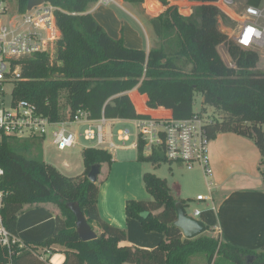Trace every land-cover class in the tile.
<instances>
[{"label":"trees","instance_id":"16d2710c","mask_svg":"<svg viewBox=\"0 0 264 264\" xmlns=\"http://www.w3.org/2000/svg\"><path fill=\"white\" fill-rule=\"evenodd\" d=\"M17 1L20 11L25 12L30 0ZM45 1L60 9L56 16L61 37L53 55H36L24 62L13 92L16 100L34 103L52 122L68 121L79 110L86 111L92 120H132L148 116L137 112L129 96L137 89L148 97L149 109L164 108L175 119L186 120L195 114V97L200 94L202 111L211 107L219 116L205 126L209 140L234 133L253 141L264 157V72L258 70L259 53L241 49L219 29L217 0H199L191 16L160 0L162 11L156 18L161 40L149 52L129 48L124 37L109 35L90 13L97 0ZM143 1L125 0L134 4ZM260 2L249 0L253 5ZM147 3L149 9L161 10L153 0ZM221 45L227 47L234 67L222 60L218 52ZM17 141L3 137L0 142V165L5 170L0 183L5 194L1 211L4 226L17 236L19 218L28 210L47 206L54 210L56 228L44 241L15 247L14 264H50V255L58 250L65 253L62 264H264V248L242 249L207 234L185 239L174 225L176 205L181 203L184 208L183 202L166 180L151 173L144 174V185L152 200L128 201L127 219L139 220L146 233L164 234L165 240L153 249L123 246L127 231L101 218L100 184L88 179L92 166L111 167L114 160L108 150L85 148L84 173L67 177L51 165L22 156ZM37 142L26 144L31 147ZM143 148L141 144L138 149L140 161L154 166L167 162L144 156ZM261 165L264 175L263 162ZM70 203L79 204L97 233L96 240L80 239ZM41 254L46 261L39 258ZM9 259L0 244V264Z\"/></svg>","mask_w":264,"mask_h":264},{"label":"built area","instance_id":"2783aa9c","mask_svg":"<svg viewBox=\"0 0 264 264\" xmlns=\"http://www.w3.org/2000/svg\"><path fill=\"white\" fill-rule=\"evenodd\" d=\"M115 0H97L90 13L100 7H108ZM214 5L224 11L234 22L235 29L230 39L241 49L260 52L264 50V0L260 4H242L239 0H217ZM162 8V5H161ZM60 9L44 0L31 10L14 15L12 10L0 0V142L3 137L24 140L26 143L45 139L49 128L54 145L64 151L78 146V139L95 141L99 147L108 146L112 150H138L143 144V154L165 159L168 163L181 164L188 170L200 168L213 186V170L209 159V138L205 126L211 124L204 113H195L186 120H177L172 112L137 119H107L101 117L92 120L84 110L77 111L72 119L65 122H52L49 117L39 112L38 107L24 99L16 100L11 95L7 100V87L20 80L24 62L36 55H53L56 44L61 37L56 13ZM234 67L233 63L229 65ZM166 110V109H165ZM130 125L134 135L127 128L113 131L115 126ZM70 126L83 127L81 132H73ZM130 146H117L118 142H129ZM5 170L0 165V183ZM210 189V190H211ZM4 192L0 190V244L8 251L9 262L13 263L14 248L23 247L17 236L6 229L1 214ZM211 196H198L196 201H211ZM201 211L196 210L194 217Z\"/></svg>","mask_w":264,"mask_h":264},{"label":"rangeland","instance_id":"374dc122","mask_svg":"<svg viewBox=\"0 0 264 264\" xmlns=\"http://www.w3.org/2000/svg\"><path fill=\"white\" fill-rule=\"evenodd\" d=\"M5 4L12 10L14 15H17L20 12L18 1L17 0H4ZM156 2L159 7L161 6L160 0H153ZM170 5H175L179 7L180 10L183 11L186 15L194 14L196 7L198 6L199 0H167ZM242 4L248 2V0H239ZM161 10L155 12L148 8L147 0H144L142 4H134L125 2V0H115V3L108 7H100L95 12L92 13L93 18L101 25L110 36L120 39L124 37L125 45L129 48L136 46V49L146 50L148 43L151 42L154 44L155 41L161 40V26L159 21L157 20V16L161 13ZM192 12V13H190ZM219 29L228 35L230 38L231 34L235 29V22L227 15L224 11L220 10L219 14ZM119 22L121 27L124 28V31H116L114 30V24ZM133 35L137 39V43L133 44L128 42L127 35ZM129 39V38H128ZM218 52L226 65H230L232 59L230 58L227 47L225 45H221L218 47ZM259 53V63L258 70L264 72V50L258 52ZM14 92V86L10 85L7 87V100L10 99L11 95ZM203 96L197 94L195 97L194 103V111L195 113H204L206 114L207 119H217L214 110L211 107H205L206 112L202 111L203 105ZM62 104L65 103L64 99L61 101ZM137 109H140V103H134ZM127 128L134 135V129L130 125L124 126H115L113 128L114 133L120 129ZM56 127H51L48 130V133L45 139H39V141L34 145L29 147L24 140H18V153L27 159L36 160L41 163H45L47 165H51L57 168L63 175L67 177H77L84 173V163H83V150L85 148H93L97 146L95 141H86L83 137L78 139V146L66 149L64 151H60L57 149V146L54 145V137L52 132L56 130ZM70 130L73 132H81L83 127L72 126ZM264 131V125H263ZM224 137L232 136L237 137L240 141H243L238 147H242L245 149H251L254 147L255 143L248 138L241 137L234 133H225ZM239 137V138H238ZM233 140V139H232ZM134 136L131 137L129 142L121 143L118 142L116 138H114V142L117 146H130L134 143ZM222 143L227 140H221ZM233 143L237 144V140H233ZM214 140H210L209 142V159L210 166L213 171V185H216V171L215 166L219 163L214 158L213 153V145ZM216 143H219L216 142ZM246 143V144H243ZM255 148L258 149V147ZM108 150L113 156V163L111 167L107 165L103 167L102 172L99 176V199L98 204L101 206L102 212L109 215V212H122L123 218L126 220V204L128 201H141V200H152L151 194L147 191L144 185V174L151 173L155 174L161 179L166 180L167 184L171 188H175V186H179L180 194H176L177 198L183 202L185 212L188 216L194 217V212L196 210L204 213L207 209V204L211 205V202L204 201L198 202L196 201L197 197L202 196H211L210 183L204 172L200 168H196L195 170H188L184 166H179L178 164H170L168 162H163L157 166H154L149 161H140L138 159V150L136 149H128V150H112L108 146H103V148ZM224 151V149H222ZM257 153V152H256ZM255 153V155H256ZM261 160L264 166V157L259 153ZM68 164V167L66 166ZM262 166V165H261ZM231 167L227 166L226 173L224 177L228 176V171ZM233 170V169H232ZM225 171V169H224ZM173 190V189H172ZM175 190V189H174ZM213 196H215V192H213ZM109 203L111 204L109 206ZM104 204V205H103ZM218 204V203H217ZM104 206L108 207V210L105 211ZM110 216V215H109ZM101 218L105 220L102 216ZM200 220V217H195ZM139 226L142 233H138L137 230L132 233V237L134 240L142 239L139 234H147L143 228L141 227V223L137 219L130 218ZM112 224V223H110ZM116 227H121L119 225H114ZM125 226V225H124ZM126 227V226H125ZM124 227V228H125ZM209 228L205 234L208 236L219 237L214 234L213 228L207 225ZM127 228V227H126ZM128 232V230H127ZM156 233V232H155ZM160 234L161 240L158 242V245L165 240V235ZM129 237V234H128ZM134 241L133 243H135ZM157 245V246H158Z\"/></svg>","mask_w":264,"mask_h":264},{"label":"crops","instance_id":"0c3cea01","mask_svg":"<svg viewBox=\"0 0 264 264\" xmlns=\"http://www.w3.org/2000/svg\"><path fill=\"white\" fill-rule=\"evenodd\" d=\"M114 30L124 31V28L121 27L119 22H116ZM126 38L129 44L130 42L133 44L137 43V39L133 35L128 34ZM159 42L155 41L154 44L149 42L147 52L155 48ZM135 47L133 46L132 48L136 49ZM129 96L133 104L140 103V109L135 107L139 114L156 116L164 112L171 113V111L164 108L157 110L149 109L147 107L148 97L139 94L137 89L131 91ZM224 136V134L218 135L214 140L215 145H213L214 158L219 165L215 166L216 185H213L212 189L210 187L212 200L209 202H211V205L207 204L206 211L204 213L201 212L198 217H200V221L213 228V235L219 236L221 241L238 248L257 251L264 248V175L262 171L263 167L261 166L262 160L259 155L260 151L255 148V145L251 149L238 147L243 141L236 139L237 137ZM232 139L237 140L238 143L230 144L233 143ZM221 140L227 141L222 143ZM218 141L219 143H216ZM93 148L103 147L97 145ZM66 166L68 167V164ZM227 166L231 168L228 171V176L224 177ZM102 169L103 167L101 168V172ZM171 189H173V192L180 194L179 186ZM213 192H215V196H213ZM104 208L105 211L108 210V207L104 206ZM98 209L100 216L105 220L114 225L121 226L119 227L121 229L128 230L127 235L129 234V237L121 245L153 249L160 242L162 236L155 232L144 233L143 235L139 234L142 237L141 241L134 240L132 237V233L135 232L134 230L142 233L136 221L132 219L125 220L123 213L120 211L117 213L109 212V216L107 213L102 212L99 204ZM55 228L54 210L43 206L28 210L19 218L17 237L24 244L41 242L49 238L54 233ZM134 241L136 242L133 243ZM39 251V253H43L41 250ZM39 258L42 261H46V256L43 254L39 255ZM64 261L65 253L63 250H58L56 253L50 255V264H62Z\"/></svg>","mask_w":264,"mask_h":264},{"label":"water","instance_id":"95a60500","mask_svg":"<svg viewBox=\"0 0 264 264\" xmlns=\"http://www.w3.org/2000/svg\"><path fill=\"white\" fill-rule=\"evenodd\" d=\"M44 0H30L27 5V9L31 10L39 5H41ZM101 173V165L96 164L92 166L89 174L88 179L92 183H97L98 177ZM69 209L73 212L76 216V232L78 233L80 239L83 242H90L97 239V233L92 229L91 225L88 223L87 219L85 218L83 212L80 209L78 203H70L68 204ZM178 219L175 222V226L179 228L185 239L193 240L207 232V225L196 219L195 217L188 216L183 208L181 203H177L176 205Z\"/></svg>","mask_w":264,"mask_h":264}]
</instances>
